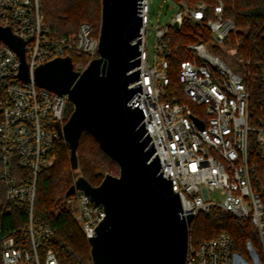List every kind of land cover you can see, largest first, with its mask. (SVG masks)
<instances>
[{
    "label": "built area",
    "instance_id": "2783aa9c",
    "mask_svg": "<svg viewBox=\"0 0 264 264\" xmlns=\"http://www.w3.org/2000/svg\"><path fill=\"white\" fill-rule=\"evenodd\" d=\"M166 1L176 12L165 26L161 12L157 16L153 62L148 54L152 0L139 2L140 79L132 87L141 86L134 104L145 113L143 124L160 157L161 173L179 195L182 216L194 215L186 264H264V69L253 72L252 60L240 58L227 45L236 23L222 0L194 6L186 0H161ZM47 24L41 0H0V26L24 41L30 72V81H22L19 55L0 40V182L5 189L0 219L18 215L22 207L28 217L25 223L0 228V264H63L48 246L54 229L34 215L39 178L55 165L54 147L64 141L57 125L63 128L72 113L67 95L38 86L34 72L74 54L88 58L74 65L83 72L99 57V31L83 22L76 33L62 35ZM186 24L205 32V41L173 45V36ZM180 51L187 58L179 60L174 85L171 62ZM89 198L76 190L67 199L88 241L106 216ZM215 208L234 220L251 221L260 250L249 241L247 256L241 255L226 231L196 242L192 233L198 216Z\"/></svg>",
    "mask_w": 264,
    "mask_h": 264
},
{
    "label": "water",
    "instance_id": "95a60500",
    "mask_svg": "<svg viewBox=\"0 0 264 264\" xmlns=\"http://www.w3.org/2000/svg\"><path fill=\"white\" fill-rule=\"evenodd\" d=\"M101 2L99 57L83 72L75 70L71 57L56 58L34 72L38 86L67 95L74 107L65 126L57 125L72 170L79 168L84 133L120 168L119 176L107 174L98 186L79 176L66 197L83 191L105 211L89 239L93 264H186L194 215L182 216L179 195L161 173L160 157L143 124L145 113L134 104L141 91L132 87L140 79V0ZM0 40L19 55L20 77L29 82L22 38L0 26Z\"/></svg>",
    "mask_w": 264,
    "mask_h": 264
},
{
    "label": "trees",
    "instance_id": "16d2710c",
    "mask_svg": "<svg viewBox=\"0 0 264 264\" xmlns=\"http://www.w3.org/2000/svg\"><path fill=\"white\" fill-rule=\"evenodd\" d=\"M191 6L205 2L214 5L217 0H186ZM225 4L226 15L232 18L236 23V30L228 37L227 45H232L237 55L242 59H251V70L255 73L264 69V0H222ZM43 12L47 19V25L58 34L68 35L76 33V30L70 31L68 26H75L82 19H90L88 0H42ZM81 24V23H80ZM186 24L179 33L173 36V45L178 43H197L205 41V32L190 25L192 32L188 33ZM97 32L99 24L94 25ZM58 29H57V28ZM188 33V34H187ZM187 55L180 51L171 62L170 74L173 84L177 83V70L179 60H184ZM74 65H79L83 61L87 63L85 56L72 55ZM73 110L69 106V112ZM56 146H60L56 150ZM56 154L55 165L45 170L40 178L35 204V220L39 223L49 224L54 229V235L48 241V246L53 248L58 259L63 264H92L91 246L84 235L81 226L74 220L72 211L66 207V193L74 184L73 171L70 165V150L64 141L58 142L54 147ZM90 156V159H89ZM94 158L93 161L91 158ZM101 159L109 162L110 157L104 153L99 144L92 135L84 133L80 140L78 149V162L83 177H85L93 186H98L102 182L101 170L104 163ZM260 175L264 183V164H261ZM5 200V189L0 182V207ZM26 208H18V215L7 216L0 219V228H12L18 220L25 223L27 215H24ZM197 220L195 229L192 233L199 231L203 234L200 242L217 236L226 231L233 238L236 244V250L248 254L246 248L251 241L256 249L260 250V241L257 230L249 220L238 221L224 214L220 209H213L209 214H204L200 220L198 228Z\"/></svg>",
    "mask_w": 264,
    "mask_h": 264
},
{
    "label": "rangeland",
    "instance_id": "374dc122",
    "mask_svg": "<svg viewBox=\"0 0 264 264\" xmlns=\"http://www.w3.org/2000/svg\"><path fill=\"white\" fill-rule=\"evenodd\" d=\"M41 2H42V0H41ZM88 3H89V10H90V11H88V13H89L90 19H82V21H80L75 26H68V28H66V29H68L70 31H74V30L77 29V27L80 25V23H83V22H88V23H90L92 25H96V24L98 25L99 24V27H100V23H101V7H102L101 0H88ZM169 4H171V2H168V1H166L165 3L162 4L161 0H152V2H151V11L153 13L151 15L152 23H151V27L149 29V35H148V41H149L148 42V54H149V59H150L151 62H153V58H154L153 56L155 55V45H156V28L155 27L157 25L156 21H157L158 14H159V12H161V25L165 26L168 23V21L170 20V18L176 12V10H171L170 11V9L168 7ZM42 6H43V3H42ZM161 6H162V9L160 10ZM42 11H43V7H42ZM43 14H44V12H43ZM44 18L47 19L45 14H44ZM186 30H188V33L192 32L190 25L186 26ZM228 46L230 48L232 47L233 49H235L230 44ZM231 53L234 55L235 51L232 50ZM228 59L231 60L230 57ZM81 64H84V62L82 61ZM70 105H72V104L70 103L69 106ZM72 107H73V105H72ZM68 109H69V107H68ZM73 110H74V107H73ZM73 110L71 111V113H73ZM67 147H68V145H67ZM59 149H60V146H56V150H59ZM89 159H90V156H89ZM91 159L93 161L94 158L92 157ZM101 163L105 164L103 170H101V172H100L101 175H102V181H103V179L105 178V176L107 174H111V175H114V176H119L120 168H119L117 163H113L111 160H109V162L106 161V160L102 161V159H101ZM72 171H73V175H74L73 176V182L75 183V180L79 176H83V175H82V172L80 170V167L77 170L74 169ZM213 196L219 198L218 194H214ZM64 204H66V207L69 210L73 211L70 208V206L67 204V200H65ZM203 216H204V214H201L197 218V220L199 221L198 222L199 223L198 224V228H199V225H200V220L202 219ZM197 220H196V222H197ZM202 234H203L202 232L199 233V231H196L195 232V236L193 235V238L196 239V241H197V239H199L198 237H201ZM237 252L240 253L241 255L245 256V257L247 256V253H243L241 251H237Z\"/></svg>",
    "mask_w": 264,
    "mask_h": 264
}]
</instances>
